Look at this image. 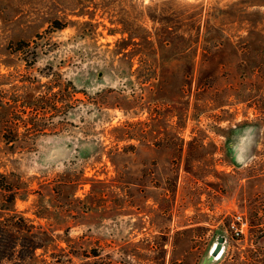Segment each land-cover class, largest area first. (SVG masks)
<instances>
[{
  "label": "rangeland",
  "instance_id": "374dc122",
  "mask_svg": "<svg viewBox=\"0 0 264 264\" xmlns=\"http://www.w3.org/2000/svg\"><path fill=\"white\" fill-rule=\"evenodd\" d=\"M0 173L33 264H264V0H0Z\"/></svg>",
  "mask_w": 264,
  "mask_h": 264
},
{
  "label": "trees",
  "instance_id": "16d2710c",
  "mask_svg": "<svg viewBox=\"0 0 264 264\" xmlns=\"http://www.w3.org/2000/svg\"><path fill=\"white\" fill-rule=\"evenodd\" d=\"M56 29H61L64 27L62 24H58L57 21H54ZM122 32H127V30L123 29ZM131 37V36H130ZM127 41L126 39H122L121 42ZM19 44L21 42H18ZM124 44V43H123ZM121 49H124L123 47ZM35 51H33V54ZM17 101V100H16ZM40 102L35 101V99L26 101L24 100V105L28 107H34V109H43V107L46 109L48 106L46 104V100H40ZM43 105V106H41ZM10 109H14V105L10 104ZM45 113L41 114V118H38L37 120L44 119ZM44 125V124H43ZM44 128L39 129L38 131H42ZM34 131H28L24 133L23 137H30L32 136ZM2 137L6 140L7 143L9 142H15L17 140H20L21 135H19L17 132L9 131L7 134H3ZM22 137V138H23ZM6 176L2 173H0V191H4L6 194V199H8L9 203H12L15 200V191L11 187V184L5 181ZM0 209H7L0 207ZM13 218V215L10 217V221ZM21 219L20 222L15 220V222H12V225L15 227H18L24 232V236L22 237V241L20 245V249L17 251V254H15L16 246L18 245L17 241L14 240V238L10 235V232L7 228L9 225L7 223V220H0V264H33V261L36 259L38 255H36V249L41 247L40 237L44 236L45 233L37 230L32 224H28L21 216L19 217Z\"/></svg>",
  "mask_w": 264,
  "mask_h": 264
},
{
  "label": "water",
  "instance_id": "95a60500",
  "mask_svg": "<svg viewBox=\"0 0 264 264\" xmlns=\"http://www.w3.org/2000/svg\"><path fill=\"white\" fill-rule=\"evenodd\" d=\"M223 242H224L223 235L218 236L215 244L212 245V247L209 251V259L210 260L214 259V257H216L218 255V253H220V251L222 250Z\"/></svg>",
  "mask_w": 264,
  "mask_h": 264
},
{
  "label": "bare ground",
  "instance_id": "6f19581e",
  "mask_svg": "<svg viewBox=\"0 0 264 264\" xmlns=\"http://www.w3.org/2000/svg\"><path fill=\"white\" fill-rule=\"evenodd\" d=\"M223 252V248L222 250L220 251V253H218V255L216 257H214L215 259L219 256V254H221Z\"/></svg>",
  "mask_w": 264,
  "mask_h": 264
}]
</instances>
